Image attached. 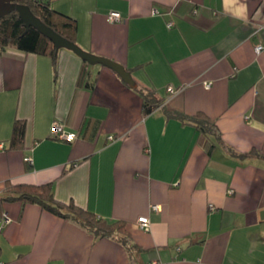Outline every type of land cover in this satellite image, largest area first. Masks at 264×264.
<instances>
[{"label":"crops","instance_id":"obj_1","mask_svg":"<svg viewBox=\"0 0 264 264\" xmlns=\"http://www.w3.org/2000/svg\"><path fill=\"white\" fill-rule=\"evenodd\" d=\"M52 5L76 17L74 42L124 65L135 86L66 48L53 64L48 54L7 46L0 52V192L6 180L51 181L57 199L125 220L138 248L38 204L10 201L0 262L264 264V50L254 51L264 45V0ZM111 10L122 20L109 22ZM140 87L164 99L146 115ZM172 112L213 119L220 143L208 154L198 129ZM15 119L25 121L24 142L8 149ZM55 121L75 138L52 136ZM141 215L148 229L138 227Z\"/></svg>","mask_w":264,"mask_h":264},{"label":"trees","instance_id":"obj_2","mask_svg":"<svg viewBox=\"0 0 264 264\" xmlns=\"http://www.w3.org/2000/svg\"><path fill=\"white\" fill-rule=\"evenodd\" d=\"M29 6L30 10L38 16L46 25L50 26L65 38L75 41L77 33V19L74 15L56 9L53 0H18ZM7 46H13L24 52H34L48 54L51 56L53 64L57 62V56L52 41L43 35L33 26L27 29L23 20L14 9L0 17V52ZM90 86L92 82H88ZM141 94V111L144 115L150 113L159 106L164 99L157 97L152 89H138ZM172 116L191 122L198 129V140L208 154L217 146L220 141L219 131L213 119L198 113L187 117L179 112H172ZM25 121L15 119L12 125L11 136L8 140V149H19L24 142ZM227 149L236 155L246 156L253 154L238 153L230 147ZM10 201H21L22 203H35L63 218L75 220L84 228L92 232L97 237L117 238L129 251L138 248V245L131 240V234L127 222L123 219L108 220L86 207H82L73 201L64 202L57 199L52 189V182L31 183L12 182L6 180L0 192V213L3 205Z\"/></svg>","mask_w":264,"mask_h":264},{"label":"water","instance_id":"obj_3","mask_svg":"<svg viewBox=\"0 0 264 264\" xmlns=\"http://www.w3.org/2000/svg\"><path fill=\"white\" fill-rule=\"evenodd\" d=\"M12 9L18 12V16L23 20L26 29L29 26H33L38 29V31L43 35L48 37L54 45L55 52H57L60 48L69 49L76 55H78L81 59L87 61L90 64L100 63L113 69L125 83L132 87L135 86V82L131 76V72L126 69L121 63H118L117 61L108 57L93 54L83 49L76 42L60 35L50 26L46 25L38 16H36L30 10L28 5L21 3L18 0H0V17L5 15Z\"/></svg>","mask_w":264,"mask_h":264},{"label":"built area","instance_id":"obj_4","mask_svg":"<svg viewBox=\"0 0 264 264\" xmlns=\"http://www.w3.org/2000/svg\"><path fill=\"white\" fill-rule=\"evenodd\" d=\"M105 16L109 22H116V21L122 20L120 13L118 11H114V10L108 11ZM170 24L171 23H168V26H170ZM262 50H264V45H262L261 43H256L254 46L255 53L259 54L262 52ZM204 85L206 87H209L210 83L206 82ZM167 90L169 92L174 91L172 86H168ZM51 134L55 138L66 140V141H71L76 136L75 132L65 130L62 126V123H60L58 121H55L53 123L52 128H51ZM108 137L112 138V136H108ZM25 159L27 161H31L28 156H26ZM229 192H231V190ZM209 206H210V208H213V206L211 204H209ZM10 221H11V217L8 214V212H6L4 210L1 211V213H0V228L4 224L9 223ZM136 223H137L138 227H140L141 229H148L149 220H148V217L146 215L139 216L136 219ZM0 264H4V263L0 262Z\"/></svg>","mask_w":264,"mask_h":264}]
</instances>
